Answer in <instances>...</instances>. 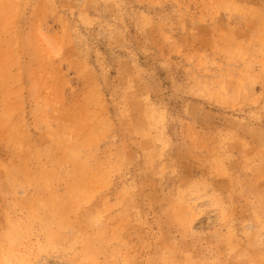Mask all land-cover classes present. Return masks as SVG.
<instances>
[{
  "label": "rangeland",
  "instance_id": "1",
  "mask_svg": "<svg viewBox=\"0 0 264 264\" xmlns=\"http://www.w3.org/2000/svg\"><path fill=\"white\" fill-rule=\"evenodd\" d=\"M0 264H264V0H0Z\"/></svg>",
  "mask_w": 264,
  "mask_h": 264
}]
</instances>
